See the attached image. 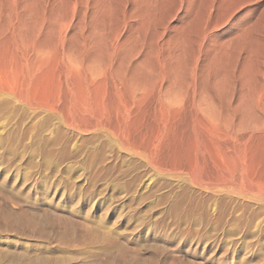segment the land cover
<instances>
[{
  "label": "rangeland",
  "instance_id": "374dc122",
  "mask_svg": "<svg viewBox=\"0 0 264 264\" xmlns=\"http://www.w3.org/2000/svg\"><path fill=\"white\" fill-rule=\"evenodd\" d=\"M263 92L264 0H0V264H264Z\"/></svg>",
  "mask_w": 264,
  "mask_h": 264
},
{
  "label": "bare ground",
  "instance_id": "6f19581e",
  "mask_svg": "<svg viewBox=\"0 0 264 264\" xmlns=\"http://www.w3.org/2000/svg\"><path fill=\"white\" fill-rule=\"evenodd\" d=\"M38 1H39V0H38ZM34 2H35V1H34ZM34 4H35V3H34ZM7 10H8V9H7ZM100 10H101V9H100ZM36 11H37V10H36ZM56 13H57V11H56ZM48 14H49V13H48ZM64 14H65V13H64ZM63 16H64V15H63ZM5 17H6V16H5ZM27 20H28V19H27ZM97 20H98V19H97ZM7 21H8V20H7ZM19 21H20V20H19ZM52 22H53V21H52ZM23 23H24V22H23ZM40 23H41V22H40ZM142 23H143V22H142ZM143 24H144V23H143ZM140 26H141V25H140ZM27 29H28V28H27ZM64 30H65V29H64ZM99 30H100V29H99ZM50 32H51V31H50ZM49 34H50V33H49ZM101 35H102V34H101ZM97 37H98V36H97ZM32 38H33V37H32ZM54 39H55V38H54ZM98 40H99V39H98ZM95 41H97V40H95ZM95 41H93V42H95ZM100 41H101V40H100ZM102 41H103V40H102ZM93 42H92V43H93ZM98 42H99V41H97L96 44H97ZM52 43H53V42H52ZM100 43H101V42H100ZM100 43H99V44H100ZM7 44H8V43H7ZM48 44H49V43H48ZM97 46H99V45H97ZM97 46L95 45V49H97V48H96ZM100 46H101V45H100ZM100 46H99V47H100ZM42 48H43V47H42ZM93 48H94V47H93ZM98 49H100V48H98ZM96 51H97V50H96ZM98 52H99V51H98ZM123 55H125V54L123 53ZM101 56H102V55H101ZM52 57H53V56H52ZM122 57L124 58V56H122ZM55 58H56V57H55ZM173 60H174V59H173ZM177 60H178V59H177ZM37 61H38V60H37ZM181 63H182V62H181ZM28 64H29V63H28ZM35 64H36V63H35ZM48 64H49V63H48ZM140 64H141V63H140ZM51 65H52V64H51ZM12 68H13V67H12ZM50 68H51V67H50ZM16 69H17V68H16ZM11 70H12V69H11ZM178 72H179V71H178ZM174 74H175V73H174ZM41 75H42V74H41ZM33 76H34V75H33ZM168 77H169V76H168ZM170 77H171V76H170ZM178 77H179V76H178ZM248 77H249V76H248ZM248 77H245V78L248 79ZM49 78H50V77H49ZM173 78H174V77H173ZM219 78H220V76H218V79H219ZM247 79H246V80H247ZM22 80H23V79H22ZM253 80H254V79H253ZM177 81H178V80H177ZM39 82H40V81H39ZM173 82H174V81H173ZM173 82H172V83H173ZM243 82H244V81H243ZM246 82H249V81H246ZM246 82H245V83H246ZM255 82H256V81H255ZM175 83H176V82H175ZM241 83H242V82H241ZM172 85H173V84H172ZM241 85H242V84H241ZM243 85H244V84H243ZM243 85H242V86H243ZM245 85H246V84H245ZM248 85H249V84H248ZM254 85H255V84H254ZM246 86H247V85H246ZM249 86H250V85H249ZM172 87H173V86H172ZM178 87H179V86H178ZM182 87H183V86H182ZM216 87H218V86H216ZM243 87H244V86H243ZM41 88H42V87H41ZM175 88H176V87H175ZM248 88H249V89H248ZM248 88H246V90H247V91L249 90V91H248L249 93H248L247 91H246V92H247L248 94H250V93L252 94V91H254V89L252 88V89H251V92H250V87H248ZM2 89H3V88H2ZM178 89H179V88H178ZM180 89H181V88H180ZM192 89H194V88H192ZM165 90H166V89H165ZM242 90H243V89H242ZM260 90H261V89H260ZM57 91H58V90H57ZM179 91H180V90H179ZM181 91H182V90H181ZM204 91H205V90H204ZM29 93H30V92H29ZM258 93H259V91L253 93V94L250 95V96H252V98H253V97H256V99H257V96H258L257 94H258ZM248 94H247V96L249 97ZM255 94H256L257 96H254ZM262 94H264V92H263ZM206 95H207V94H206ZM206 95H205V97H206ZM60 96H61V95H60ZM241 96H243V95H241ZM259 96H260V95H259ZM38 97H40V96H38ZM200 97H201V96H200ZM202 97H204L203 94H202ZM209 97H210V96H209ZM248 97H247V98H248ZM206 98H208V97H206ZM244 98L246 99V96H245ZM252 98H251V100H252ZM261 98H262V97H261ZM200 99H201V98H200ZM204 99H205V98H204ZM204 99H203V100H204ZM208 99H209V98H208ZM210 99H211V98H210ZM240 99H242V97H241ZM245 99H244V100H245ZM254 99H255V98H254ZM254 99H253V100H254ZM256 99H255V102H256L257 100H259V97H258L257 100H256ZM140 100H141V99H140ZM242 100H243V99H242ZM242 100H240V101H242ZM249 100H250V99H249ZM253 100H252V101H253ZM206 101H208V100L206 99ZM263 101H264V98H263ZM80 102H81V101H80ZM208 102H211V101H208ZM208 102H207V103H208ZM243 102H244V101H243ZM245 102H246V104H247L248 101H245ZM255 102H253V103H255ZM204 103H206V102H204ZM207 103H206V104H207ZM211 103H212V102H211ZM241 103H242V102H241ZM249 103H251V101H250ZM253 103H252V104H253ZM244 104H245V103H244ZM246 104H245V106H246ZM214 105H215V104H214ZM255 105H256V103H255ZM180 106H181V105H180ZM208 106H209V105H208ZM208 106H207V107H208ZM239 106H240V105H239ZM239 106H237V107H239ZM250 106H251V105H250ZM259 106H260V105H259ZM241 107H242V104H241ZM246 107H247V106H246ZM246 107L243 106V108H246ZM255 107L258 108V105L255 106ZM179 108H180V107H179ZM208 108H210V107H208ZM214 108H215V107H214ZM239 108H240V107H239ZM252 108H253V107H252ZM252 108H251V109H252ZM215 109H216V108H215ZM240 109H242V108H240ZM247 109H248V108H247ZM251 109H250V110H251ZM259 109H260V108H259ZM262 109H263V108H262ZM209 110H210V109H209ZM213 110H214V109H213ZM236 110H237V108H236ZM250 110H249V111H250ZM256 110H257V109H256ZM217 111H218V110H217ZM240 111H241V110H240ZM243 111H244V110H243ZM246 111H248V110H246ZM254 111H255V110H254ZM257 111H258V110H257ZM141 112H142V111H141ZM241 112H242V111H241ZM244 112H245V111H244ZM142 113H143V112H142ZM175 113H176V112H175ZM217 113H218V112H217ZM254 113H255V112H254ZM254 113H252V114H254ZM241 114H242V113H241ZM244 114H246V113H243V117H245ZM211 115H213V114H211ZM248 115H249V113H248ZM256 115H257V113H256ZM256 115H255V116H256ZM261 115H263V114H261ZM255 116H254V117H255ZM217 117H218V116H217ZM258 117H259V116H258ZM213 118H214V117H213ZM261 118H263V120H264V115H263ZM245 119H246V117H245ZM250 119H251V117H250ZM252 119H253V118H252ZM257 119H258V118H257ZM254 120H255V119H254ZM263 120H262V121H263ZM262 121H260V122H262ZM258 122H259V121H258ZM253 123H254V122H253ZM255 123H256V122H255ZM110 126H111V125H110ZM251 126H252V125H251ZM254 126H255V125H254ZM257 126H258V125H257ZM257 126H256V128H257ZM252 127H253V126H252ZM258 129H259V128H258ZM259 134H260V133H259ZM259 134H258V135H259ZM257 137H258V136H257ZM250 140H251V139H250ZM252 142H253V141H252ZM254 142H256V141H254ZM257 142H258V141H257ZM260 142H261V141H260ZM149 143H150V142H149ZM205 144H206V143H205ZM255 144H256V143H255ZM257 144H258V143H257ZM261 144H262V143H261ZM261 144H259V145H261ZM187 145H188V144H187ZM251 145H252V144H251ZM262 145H263V144H262ZM254 147H255V146H254ZM260 147H261V146H259V148H260ZM248 148H249V147H248ZM250 148H251V147H250ZM255 149H256V148H255ZM261 149H262V148H261ZM216 150H217V149H216ZM251 150H252V149H251ZM251 150H250V152H252ZM257 151H258V150H257ZM250 152L248 151V153H250ZM255 152H256V151H255ZM260 152H261V151H260ZM248 153H246V154H248ZM253 153H254V152H253ZM257 153H258V152H257ZM255 154H256V153H255ZM258 154H259V153H258ZM258 154H256V155H258ZM262 154H264V153L262 152ZM248 157H249V156H248ZM252 157H253V156H252ZM254 157H255V156H254ZM256 157H257V156H256ZM249 158H250V157H249ZM258 158H259V156H258ZM251 159H252V158H251ZM259 160H260V159H259ZM246 161H247V160H246ZM159 162H160V161H159ZM230 162H231V161H230ZM249 162H250V161H249ZM252 162H253V161H252ZM252 162H251V163H252ZM251 163H250V164H251ZM228 164H229V163H228ZM229 165H230V164H229ZM247 166H248V165H247ZM247 166H246V167H247ZM251 166H252V165H251ZM252 167H253V166H252ZM257 169H258V168H257ZM252 172H253V171H252ZM248 174H249V173H248Z\"/></svg>",
  "mask_w": 264,
  "mask_h": 264
}]
</instances>
